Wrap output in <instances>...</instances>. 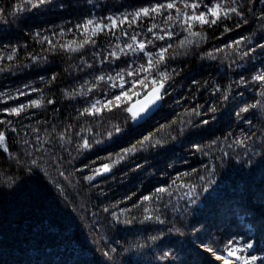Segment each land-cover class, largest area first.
Instances as JSON below:
<instances>
[{
    "label": "trees",
    "instance_id": "16d2710c",
    "mask_svg": "<svg viewBox=\"0 0 264 264\" xmlns=\"http://www.w3.org/2000/svg\"><path fill=\"white\" fill-rule=\"evenodd\" d=\"M260 74L264 0H0V264H264Z\"/></svg>",
    "mask_w": 264,
    "mask_h": 264
},
{
    "label": "snow or ice",
    "instance_id": "6c2138e0",
    "mask_svg": "<svg viewBox=\"0 0 264 264\" xmlns=\"http://www.w3.org/2000/svg\"><path fill=\"white\" fill-rule=\"evenodd\" d=\"M39 2H40V3H43L44 0H39ZM233 3H235V0H233ZM167 7H168V8H172V7H174V5L171 4V3H169V4L167 5ZM193 7H195V5H193ZM222 8H223V5H221V4H217V5L212 9V11H211V15L214 16V17H216V18L218 19L219 16H220V10H221ZM157 10H158V9H156V8L151 9V11H153V12H154V11H157ZM142 12H143L144 15H148V13H149V9H143ZM228 12H235L237 15H240V13L237 12V9H236V8L224 9V13H225V15H227ZM189 19H193V17H190ZM194 19H196V20L199 21L200 23H208V22H209V21L205 18V16H204L203 14H201L200 16H196V17H194ZM211 22H212V23H215L216 20L213 19ZM89 23H91V21H90ZM160 39H163V37H160ZM129 47H131V46H129ZM144 47H145V45H144L143 43H141V44L139 45V48H140L141 50H143ZM163 51H166V49L162 50V52H161V54H160V60H161V61L163 60ZM158 62H159V61H158ZM151 66H152V61H151V59H149V68H151ZM141 69H143V66H141ZM130 74H131V73H130ZM161 75L163 76L164 74L162 73ZM166 78H167V77L165 76V79H166ZM101 79H103V77H101ZM254 79H256V80H260V81H264V74H260V75H258V76H256V77H254ZM141 83H142V82H141ZM152 83L155 84L156 82L153 81ZM122 86H123V85H121V87H122ZM160 87H161V88L163 87V84H162V83L160 84ZM125 95H126V94H125ZM115 99H116V101H119V100L121 99V97H120V96H117V97H115ZM160 99H161V95H160V92H159V88H154V89H153V92H152V98H151L150 100H148V102L144 105V108L142 109V111H146V110L149 108V105H154V104H155L158 100H160ZM32 103H33V105H36V104H37L36 101H33ZM111 103H112V101H109V104H111ZM24 107H25V106L22 105L20 108H13V109H11L10 111H11V113H14V114H17V115H18L19 112H20ZM93 107H95V105H93ZM85 111H87V109H86ZM128 111H131V109H128ZM242 111H247V109H242ZM133 115H134V117H137V118H138V117L140 116V113H133ZM150 139H151L150 137H145V140H150ZM140 143H143V141H141ZM84 146H85V147L88 146L86 141H85V145H84ZM0 147H3L4 151H7V150H8L7 147H6V144H5V136H4V134H3L2 132H0ZM133 148H135V145L133 146ZM131 150H132V149H129V150H127V151H131ZM103 170H104V171H107V170H108V166L105 165ZM88 179H92V177H89ZM159 191H164V189H159ZM145 199H149V198H148V197H145ZM232 243H233L232 241H229V246H227L228 256H230V257L234 256L236 260L244 259L242 256L236 254V253H237V249H234L233 247L230 246ZM250 248H252V245H251V244H246V245H245V249H250ZM206 250L209 251V252H212V249H211V248H208V249H206ZM217 259H222V260H223V264H232L231 261H229V260H227V259H224L223 257H217ZM257 259H259V258L256 257V256H250L248 259H244V264H249V261H255V260H257Z\"/></svg>",
    "mask_w": 264,
    "mask_h": 264
},
{
    "label": "water",
    "instance_id": "95a60500",
    "mask_svg": "<svg viewBox=\"0 0 264 264\" xmlns=\"http://www.w3.org/2000/svg\"><path fill=\"white\" fill-rule=\"evenodd\" d=\"M153 92V91H152ZM152 92L148 94L144 99L139 101L134 105V112L135 113H140V117L145 119L152 115L161 105V99L158 100L154 105H149V108L146 111H142L144 108V105L152 98ZM160 95H161V89H159Z\"/></svg>",
    "mask_w": 264,
    "mask_h": 264
},
{
    "label": "rangeland",
    "instance_id": "374dc122",
    "mask_svg": "<svg viewBox=\"0 0 264 264\" xmlns=\"http://www.w3.org/2000/svg\"><path fill=\"white\" fill-rule=\"evenodd\" d=\"M217 4H218V3H217ZM215 6H216V5H215ZM215 6H214V7H215ZM211 9H213V8H211ZM147 62H148V60H147ZM148 63H149V62H148ZM159 89H161V91H163V90H162L163 88L160 87ZM152 91H153V90H152ZM152 91H151V92H152ZM151 92H149L148 94H150ZM148 94H147V95H148ZM147 95H146V96H147ZM146 96H144L143 98H141V99L135 101V102L132 104V106H131L132 113H135V112H134V109H133V108H134V105H135L136 103H138L139 101H141L142 99H144ZM161 105H162V92H161ZM152 115H153V114H152ZM152 115H150V116H152ZM150 116H149V117H150ZM149 117H147V118H149ZM136 118H137V117H136ZM147 118H145V119H147ZM137 119H139V120H145V119L141 118L140 116H139Z\"/></svg>",
    "mask_w": 264,
    "mask_h": 264
},
{
    "label": "bare ground",
    "instance_id": "6f19581e",
    "mask_svg": "<svg viewBox=\"0 0 264 264\" xmlns=\"http://www.w3.org/2000/svg\"><path fill=\"white\" fill-rule=\"evenodd\" d=\"M158 88H160V87H158ZM162 90H163V89H162ZM160 108H161V105H160V107H159L154 113H156ZM154 113H153V114H154Z\"/></svg>",
    "mask_w": 264,
    "mask_h": 264
}]
</instances>
